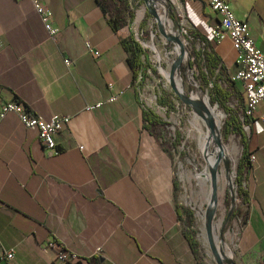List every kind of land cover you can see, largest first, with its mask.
Returning <instances> with one entry per match:
<instances>
[{"label": "crops", "instance_id": "crops-1", "mask_svg": "<svg viewBox=\"0 0 264 264\" xmlns=\"http://www.w3.org/2000/svg\"><path fill=\"white\" fill-rule=\"evenodd\" d=\"M40 1L58 30L53 38L30 0H0V101L18 99L31 113L70 121L47 155L37 129L13 112L0 119V264H201L184 236L171 156L156 124L143 118L145 81L134 78L119 39L127 28L116 32L96 0ZM168 1L191 30L213 41L218 17L204 0ZM229 3L264 47V0ZM213 42L232 74L231 40ZM96 102L101 106L86 109ZM244 130L254 158L245 180L249 201L240 202L243 252L264 247V102ZM51 236L76 258L56 261V250L45 247ZM9 249L13 257H2Z\"/></svg>", "mask_w": 264, "mask_h": 264}, {"label": "rangeland", "instance_id": "rangeland-1", "mask_svg": "<svg viewBox=\"0 0 264 264\" xmlns=\"http://www.w3.org/2000/svg\"><path fill=\"white\" fill-rule=\"evenodd\" d=\"M128 2L135 13V17L128 27L145 49L149 64L155 68V72L151 69L147 70L148 77L141 90L142 103L145 109L156 114L163 122L155 125L157 128L155 132L160 143L171 156L173 178L177 183L174 199L182 210V222L185 229L193 234L198 243L199 262L201 264H219L214 251L206 243L203 222L198 217V211L204 210L207 204L208 193L205 196L200 193V183L197 178L198 174L205 171L206 162L198 149L196 134L189 133L188 129L192 119L193 105L189 101H186L189 105L183 102L180 93L173 87V82L165 77L164 70H171L170 72L181 78L183 84L181 86L186 97L196 93L208 97L211 106L215 108L216 115L220 117L221 142L231 151L229 154L231 188L222 178V182L219 184V202L213 215L215 233L222 249L221 263L264 264V247L255 246L245 252L240 251L239 248L241 230L246 219V212L240 207L237 187L234 183L241 144L239 138L234 134L225 136L222 128L226 113L218 104L211 102L210 88L204 86L202 80L197 77L196 67L189 68L187 65L189 61H193L194 50L200 47V42L192 39L184 31L191 27V23L182 12L179 16L172 12L168 0H128ZM162 10H164L166 19L159 22ZM147 13L150 16H147ZM143 21H145V25L141 28L140 23ZM163 30L166 32L172 30L178 35L179 41L183 46L185 45L186 53L183 54L185 57L183 55L180 57L177 54L175 51L177 41L168 38ZM151 46H154L155 49ZM177 60H179L178 65L175 63ZM222 85L225 86V83ZM159 97L173 103L174 109L158 104ZM229 104L232 107L238 106L234 97ZM221 171H223V167L220 165L219 172ZM232 210L237 211V216L230 215Z\"/></svg>", "mask_w": 264, "mask_h": 264}, {"label": "built area", "instance_id": "built-area-1", "mask_svg": "<svg viewBox=\"0 0 264 264\" xmlns=\"http://www.w3.org/2000/svg\"><path fill=\"white\" fill-rule=\"evenodd\" d=\"M44 27L50 37L56 36L58 30L50 20V12L40 0H30ZM208 7L217 15L218 22L210 28L213 41L218 42L226 37L231 40L232 48L236 52V69L229 75L230 80L239 82L244 98L243 113L252 116L259 103L264 102V47L258 46L248 32V24L244 19L236 16L232 10L229 0H204ZM185 33L187 30H184ZM88 49L91 51L89 45ZM98 54L97 51H94ZM67 65L71 61L65 59ZM119 93L110 95L106 102L116 100ZM102 102L87 104V110H93L101 106ZM8 112L17 115L20 123L31 129H37L39 141L43 144L45 153L52 155L56 153L55 134L62 130L63 126L70 121V116L60 113L52 114L49 118L31 113L25 104L18 100L0 101V119ZM254 158L249 156L250 161ZM56 240L51 236L46 241L45 247L55 249V259L59 262H68L76 258V255L57 247ZM99 251V249H98ZM14 255L13 249L2 254V257L11 259Z\"/></svg>", "mask_w": 264, "mask_h": 264}, {"label": "trees", "instance_id": "trees-1", "mask_svg": "<svg viewBox=\"0 0 264 264\" xmlns=\"http://www.w3.org/2000/svg\"><path fill=\"white\" fill-rule=\"evenodd\" d=\"M96 1L108 15L109 21L112 23L116 32L124 27L127 28L128 34L126 36L119 34L120 43L128 52V63L133 72L134 78L136 79L138 75H140L139 82L143 83L148 77L147 70L151 69L155 72V68L149 64L145 49L128 27V24L135 17V13L130 7L128 0ZM147 16H150V14L147 13ZM144 25L145 21L140 23L141 28H143ZM186 33L192 39L200 42V47L194 50L193 61L187 63L188 67H196L197 77L202 80L204 86L210 88L209 93L211 102L218 104V106L226 113L222 128L225 136L234 134L239 138L241 154L236 164L234 183L237 187V197L240 202L248 203L249 199L245 190V180L247 172L251 166V161L249 159L247 138L244 130V124L248 123V117L243 113V95L236 82L230 80L226 66L215 51V43L208 40L206 37L195 33L190 28L187 29ZM222 83H225V86H223ZM233 97L238 103V106L236 107H232L229 104ZM157 102L162 106L167 105L170 109H174V104L168 102L163 97H159ZM143 118L148 121L149 124L155 123L157 125L163 123L156 114L148 109L143 111ZM176 186L177 183L174 180V189H176ZM189 215L191 221L190 212ZM230 215H233L234 217L237 216V211L235 212V210H232ZM184 236L188 240L196 259L199 261L198 243L196 239L188 230L184 231ZM90 261H93V259H90Z\"/></svg>", "mask_w": 264, "mask_h": 264}, {"label": "bare ground", "instance_id": "bare-ground-1", "mask_svg": "<svg viewBox=\"0 0 264 264\" xmlns=\"http://www.w3.org/2000/svg\"><path fill=\"white\" fill-rule=\"evenodd\" d=\"M161 14V20L166 19L164 10H162ZM165 33L168 37H178L177 34L172 32V30L171 32L165 31ZM180 43L177 42L175 51L178 55L181 54V52H184L185 55L186 52L185 50L183 51V45L182 43ZM183 44L185 43L183 42ZM151 47L155 49L154 46ZM184 55L183 57H185ZM170 71L171 70L163 71L165 77L169 81L173 82L176 90L186 98V101H189L193 105L191 117L192 119L190 121L188 129L189 133L196 134L198 149L206 162L205 171L202 174L197 175L198 181L200 183L199 191L200 193H203L204 196L206 193H208V197H206L207 204L205 206V209H200L198 211V217L203 222L205 233L204 238H206V243L209 244L212 250H215L217 253H221L222 249L215 233L213 215L219 202V184L220 182H222V178L225 179L226 184L231 188V174L229 169V154L231 153V151L221 142L219 130V123L221 122L220 117L216 115L215 108L211 106L208 97L200 93H196L191 95L190 97H186L184 90L181 86V78H178L175 73ZM220 165L223 167V171L221 172H219Z\"/></svg>", "mask_w": 264, "mask_h": 264}, {"label": "water", "instance_id": "water-1", "mask_svg": "<svg viewBox=\"0 0 264 264\" xmlns=\"http://www.w3.org/2000/svg\"><path fill=\"white\" fill-rule=\"evenodd\" d=\"M169 8H170V10L172 11V9H171V7L169 6ZM173 12V11H172ZM160 20L161 19H159V22H160ZM161 27H162V25H161ZM164 31V30H163ZM165 32V31H164ZM168 37V36H167ZM168 38H171V39H174V40H176L178 43H180V41H179V39L176 37V38H174V37H168ZM181 44V43H180ZM183 47V51L185 50V48H184V46H182ZM184 54V52H181V54H179V56L181 57L182 55ZM176 65H178L179 64V60H177L176 62ZM173 87H174V83H173ZM175 88V87H174ZM180 93V92H179ZM180 97H181V99L183 100V102L185 103V104H188L187 102H186V99H185V97L180 93ZM189 105V104H188ZM230 189V188H229ZM231 190V189H230ZM214 251V253H215V255H216V259H217V262L219 263V264H222L221 263V261H222V252L220 253V252H216L215 250H213Z\"/></svg>", "mask_w": 264, "mask_h": 264}]
</instances>
